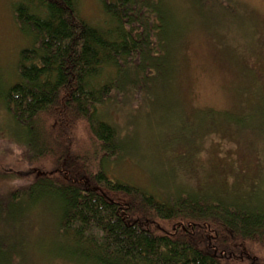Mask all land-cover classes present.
Instances as JSON below:
<instances>
[{
  "label": "trees",
  "instance_id": "16d2710c",
  "mask_svg": "<svg viewBox=\"0 0 264 264\" xmlns=\"http://www.w3.org/2000/svg\"><path fill=\"white\" fill-rule=\"evenodd\" d=\"M77 1L17 0L13 5L16 26L31 36L32 46L19 54L18 82L7 88L4 104L15 122L27 126L22 143L32 155L50 154L61 137L38 128L40 114L59 108L85 121L94 141L112 158L122 151L114 127L102 115L113 102L108 88L115 83L120 90L125 83L131 85L120 71L122 62L137 61L132 89L152 96L149 88L154 85L176 92L182 61L174 58L175 32L164 21L172 17L164 12L162 0H97L112 24L105 30L78 17ZM165 46L167 63L162 56ZM162 69L168 72L165 83L160 81ZM253 96L251 106L258 96L264 98V92ZM254 115L264 120V112L256 110ZM242 120L232 124L236 133ZM244 132L260 137L251 129ZM57 148L61 166L50 174L36 171L38 177L28 188L9 194L12 202L6 214L14 216L21 201H49L51 209L45 205L37 209L51 218L55 237L45 239L42 248L48 247V240L56 242L58 259L84 264H231V258L264 264L258 255L264 249L263 190L257 191L255 205L235 198L225 202L219 191L213 198L194 197L202 186L187 194L180 186L173 187L172 195L160 188L157 198L110 179L103 167L92 170L85 158H79L86 165L82 168L66 147ZM22 260L27 262L24 252Z\"/></svg>",
  "mask_w": 264,
  "mask_h": 264
},
{
  "label": "rangeland",
  "instance_id": "374dc122",
  "mask_svg": "<svg viewBox=\"0 0 264 264\" xmlns=\"http://www.w3.org/2000/svg\"><path fill=\"white\" fill-rule=\"evenodd\" d=\"M162 1L163 11L172 17L164 20L165 25L175 32V53L171 52L182 61L178 87L174 92L154 85L149 88L152 96L143 89L135 91L132 69L137 61L122 62L120 71L131 85L125 83L120 90L115 83L108 88L113 102L102 115L114 127L122 151L111 158L94 141L85 121L59 108L38 117L40 130L44 127L61 135L50 154L32 155L23 146L27 126L8 114L3 96L18 82L19 54L32 46V38L16 26L13 5L17 0H0V264H24L23 252L25 264H84L58 259L54 241L48 240V247L42 248L55 233L51 218L37 209L50 208L46 199L18 202L14 216L6 214L12 202L9 194L28 188L38 177L36 171L50 174L61 166L60 145L71 158L89 161L92 170L103 167L110 179L156 197L160 188L172 195L173 187L180 186L187 194L202 186L194 197L213 198L222 192L225 202L235 198L255 205L257 191L263 190L264 199V120L254 115L256 110L264 112V98L258 96L251 106L253 93L264 92V0ZM76 13L93 27L105 30L112 25L97 0H78ZM166 47L162 50L165 63L169 60ZM167 74L162 69V83ZM239 117L243 120L236 125V133L232 124ZM247 129L260 137H251L244 132ZM81 166L86 165L81 162ZM258 255L264 257L263 248Z\"/></svg>",
  "mask_w": 264,
  "mask_h": 264
}]
</instances>
